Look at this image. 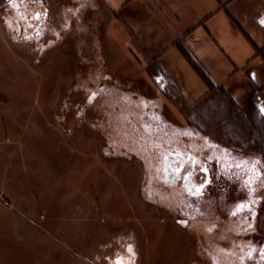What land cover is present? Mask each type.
Returning a JSON list of instances; mask_svg holds the SVG:
<instances>
[{
	"label": "crops",
	"instance_id": "crops-1",
	"mask_svg": "<svg viewBox=\"0 0 264 264\" xmlns=\"http://www.w3.org/2000/svg\"><path fill=\"white\" fill-rule=\"evenodd\" d=\"M12 1L19 0H5ZM24 1L31 14L43 9L45 21L61 14L69 31L71 20L83 14L84 2L93 0ZM94 1L109 65L125 64V74L135 72L155 83L173 112L193 109L188 110L191 114L215 107L222 124L237 120L242 129L253 131L256 138L249 141H264V0ZM16 9L23 10L20 4ZM53 49L62 51V56L53 52V62L69 66L76 61L71 51L79 45L66 41ZM20 51L0 23V113L12 111L16 97H32L26 113L43 119L30 126L35 137L47 141L46 153L36 145L15 157L20 164L12 175L4 170L0 177V264H67L70 259L63 252L72 253L79 264H210L209 253L216 246L227 247L228 241L220 236L214 241L217 232L209 223L177 210L171 213L143 196L141 157L102 153L104 138V143L94 141L91 146L79 142L78 133L69 139L67 131L82 126L84 101L75 102L78 119L69 122L71 130L55 122L57 92L47 91L53 80L34 66L39 55L28 58ZM66 73H58V80L69 81ZM7 96L12 100L6 106L11 108L5 106ZM102 157L118 162L106 164L104 173L119 185L123 200L119 214L109 211L104 217L93 187ZM26 162L36 163L31 173L24 171ZM84 162L92 170L83 172ZM126 211L134 215L137 227L130 226L129 214H121Z\"/></svg>",
	"mask_w": 264,
	"mask_h": 264
},
{
	"label": "rangeland",
	"instance_id": "rangeland-1",
	"mask_svg": "<svg viewBox=\"0 0 264 264\" xmlns=\"http://www.w3.org/2000/svg\"><path fill=\"white\" fill-rule=\"evenodd\" d=\"M4 2L5 0H0V21H2L0 23L6 31V37L11 42H14L16 47L26 57L34 59V57L39 55L37 59H34V62L36 60L34 66H36L39 72L42 71L44 73L46 71V75H49V78L53 80L48 82V87L49 83L51 87L47 91L52 89L54 93L57 92V98L53 102V106L56 107L53 115L55 122L66 127L69 126V122H75L78 119L75 116L77 111L75 102L84 101V108L82 106L78 107V109L81 107L84 109L82 126L80 130L67 131L69 139L73 140L74 135L78 133L82 136V138L79 137V142L83 141V144L87 146L93 145L94 141L105 142L104 148H101L102 153H122L123 157L128 159L134 156L142 158L143 154L140 148L138 149L133 142L127 141L126 134L129 133L128 130L131 129V125L133 127L135 124L136 129L141 128L140 119L142 113L149 110L153 111L155 108L158 114L164 120L174 125V127L196 125V127L204 130L211 140L221 141L231 149H240L244 153L264 157V141H249L250 137L256 138L253 131L251 129L247 130L248 127L242 129V123H238L237 120L231 123V125H227V123L225 125L222 124L219 109L215 107L206 109V111L198 109V111L191 114L189 111L193 109H187L186 111L182 109V114H178L172 111L168 101L160 94L158 86L155 83L142 78L135 72L128 71L125 74V64H118L117 66L109 65L108 51L104 49L103 26L98 19L95 9L98 2L96 3L94 0L84 2L83 14L71 20L69 31H65L62 24L64 18L61 14L57 13V15H54L53 20L46 21L42 16V23L37 29V33L36 30L32 32L31 26L22 17L26 16L25 13L29 12V9L22 10L21 13L23 14H18L13 10V1L9 2L10 4ZM41 12L43 15V9ZM70 18L72 17L70 16ZM66 41L78 43L79 49L71 51L76 61L69 66L56 65L57 62H53V58L56 52L62 56V51L61 49L55 50L53 48L54 46H61V43ZM53 52H55V55ZM45 63H49L52 66H46ZM56 72H67L66 75L70 78L69 81H59L58 76L60 74ZM83 86H85V90H83ZM3 100L6 106V102H10L12 99L7 96L3 97ZM87 101L89 102V106L86 104ZM31 102L32 97L24 95L20 98L16 97L15 105L17 106L12 104V111L13 109H20L23 113L18 112V110L16 112L5 111L4 113H0V177L3 176L4 170L5 173L12 175L15 165L20 164L15 157L21 153L26 155L36 145L39 149H42L39 152L46 153L45 143L47 141L43 138L35 137L36 131L30 126L32 121L35 120L34 116L26 113ZM41 102V104H44L45 99H42ZM65 114L66 119H62ZM35 121L43 123L42 118ZM69 128L71 130V126ZM121 139L126 140L121 141ZM73 144L70 143L71 146H74ZM112 159V157L110 159L102 157V168L99 166L95 168V172L98 173L99 170V173L95 178L96 185L93 187L98 194L97 197L100 200V204L102 203L103 205L101 213L103 217L106 214L109 215V211L111 214H119L120 211L118 209L122 206L123 201L121 200L119 185L104 173L106 171V164L112 166L118 163L112 161ZM25 164L26 169L24 171L30 173L36 165V163L32 162H26ZM18 167L24 168L19 165ZM6 168H8L7 171ZM20 168H17V173H20ZM81 170L89 172L88 170H92V166L84 162ZM145 181L146 175L141 187L145 185ZM138 183L136 181L134 186L137 187ZM135 189L137 190V188ZM144 194L146 193L143 191V196ZM145 197L148 198L147 195ZM4 202L9 203L6 199H4ZM114 209L115 211L111 212ZM261 212L262 215L260 213L257 226L259 232H261L259 233L260 236L264 237V229L260 228L261 224H264V201ZM126 213L129 214L128 218H131L132 221L130 222V226L137 227L135 221L132 220L134 215L131 212H121V214ZM121 216L125 218L124 215ZM155 221L163 225L160 220L156 219ZM39 228H43V226H39ZM214 238V241H218L216 240L218 237L214 236ZM60 254L61 252H59ZM64 255L69 256L70 260L67 261V264H79L75 261L72 253L69 252L67 254V252H63L62 256ZM215 256L216 252H210L207 262L212 264L214 263L213 260H217L218 262L221 260L219 255Z\"/></svg>",
	"mask_w": 264,
	"mask_h": 264
},
{
	"label": "flooded vegetation",
	"instance_id": "flooded-vegetation-1",
	"mask_svg": "<svg viewBox=\"0 0 264 264\" xmlns=\"http://www.w3.org/2000/svg\"><path fill=\"white\" fill-rule=\"evenodd\" d=\"M12 7L23 14L17 3ZM38 13L22 16L33 30L42 23ZM140 124L139 129L131 125L126 136L143 154L148 200L171 213L177 210L201 224L209 223L216 237L228 241L227 247L215 245L213 252L221 259L215 264H264V237L257 226L264 201V158L228 148L196 126L174 127L155 108L142 113ZM201 165L212 183L202 195L194 196L189 188L197 182L182 179L181 169L187 166L196 176ZM240 203L243 211L238 210Z\"/></svg>",
	"mask_w": 264,
	"mask_h": 264
},
{
	"label": "snow or ice",
	"instance_id": "snow-or-ice-1",
	"mask_svg": "<svg viewBox=\"0 0 264 264\" xmlns=\"http://www.w3.org/2000/svg\"><path fill=\"white\" fill-rule=\"evenodd\" d=\"M37 18H39V13L37 14ZM181 171L183 172V176L182 179H186V180H196V185H192L189 188V192L190 194L196 196V195H202L204 193L205 190H207L211 183H212V178H210L207 168L204 167L203 165L200 166L199 171L197 172L196 176H191L190 175V169L187 168V166H185L184 169H181ZM261 175H264V173H261ZM262 199H264V197H261ZM243 204L240 203L238 204V210L239 211H243ZM236 212H233V215H236ZM129 251H131V248H129ZM117 264H122L121 261H117Z\"/></svg>",
	"mask_w": 264,
	"mask_h": 264
},
{
	"label": "trees",
	"instance_id": "trees-1",
	"mask_svg": "<svg viewBox=\"0 0 264 264\" xmlns=\"http://www.w3.org/2000/svg\"><path fill=\"white\" fill-rule=\"evenodd\" d=\"M14 3L20 4V8L23 10H27L28 5H29L28 2H26L24 0L15 1ZM14 3H12V4H14ZM13 10H14V7H13ZM38 12L42 16V12L41 11H38Z\"/></svg>",
	"mask_w": 264,
	"mask_h": 264
}]
</instances>
